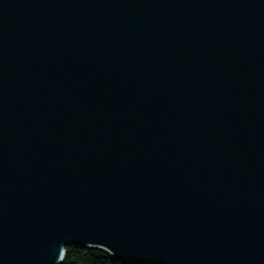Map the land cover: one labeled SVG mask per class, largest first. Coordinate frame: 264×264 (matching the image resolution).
I'll list each match as a JSON object with an SVG mask.
<instances>
[{"label":"water","instance_id":"95a60500","mask_svg":"<svg viewBox=\"0 0 264 264\" xmlns=\"http://www.w3.org/2000/svg\"><path fill=\"white\" fill-rule=\"evenodd\" d=\"M264 264V0H0V264Z\"/></svg>","mask_w":264,"mask_h":264},{"label":"trees","instance_id":"16d2710c","mask_svg":"<svg viewBox=\"0 0 264 264\" xmlns=\"http://www.w3.org/2000/svg\"><path fill=\"white\" fill-rule=\"evenodd\" d=\"M62 264H125L116 262L108 253L100 250L79 249L75 246L66 249Z\"/></svg>","mask_w":264,"mask_h":264}]
</instances>
